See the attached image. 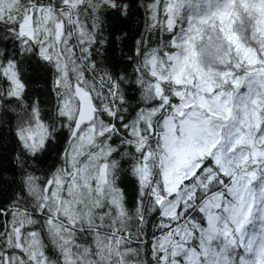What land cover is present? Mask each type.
<instances>
[{
  "label": "snow or ice",
  "instance_id": "obj_1",
  "mask_svg": "<svg viewBox=\"0 0 264 264\" xmlns=\"http://www.w3.org/2000/svg\"><path fill=\"white\" fill-rule=\"evenodd\" d=\"M141 7L125 72L102 54L126 0H0V39L48 69L53 97L29 101L0 54L18 144L0 264H264V0Z\"/></svg>",
  "mask_w": 264,
  "mask_h": 264
},
{
  "label": "trees",
  "instance_id": "obj_2",
  "mask_svg": "<svg viewBox=\"0 0 264 264\" xmlns=\"http://www.w3.org/2000/svg\"><path fill=\"white\" fill-rule=\"evenodd\" d=\"M142 2L143 0H126L129 5L128 15L119 16L113 14L109 19V27L104 33L108 43L103 51L102 59L106 60L114 71L123 70L130 72L132 69V65L128 63L126 57L132 55L134 42L143 31ZM18 48L17 42L11 38L0 39V54L17 55V58L21 60V69L28 85V100L31 101L38 98L42 106L50 107L53 103V97L49 91L50 73L48 69L36 57L18 54ZM129 91L131 93V89ZM11 128L12 125L9 123L0 125V188H2L0 195L5 201L11 196L16 186V168L13 164V157L18 149V144ZM63 138L64 134L61 133V143ZM58 151L59 145L51 147L49 152L40 159V165L47 166L54 162L55 154ZM123 183L129 191L130 197L134 196V181L128 177L125 178Z\"/></svg>",
  "mask_w": 264,
  "mask_h": 264
}]
</instances>
